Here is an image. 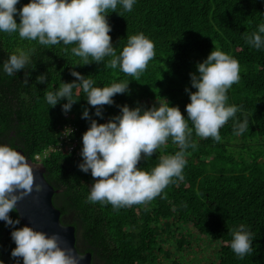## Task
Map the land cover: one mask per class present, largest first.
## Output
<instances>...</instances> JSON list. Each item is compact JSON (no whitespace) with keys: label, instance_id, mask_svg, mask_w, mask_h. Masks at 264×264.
Returning a JSON list of instances; mask_svg holds the SVG:
<instances>
[{"label":"trees","instance_id":"16d2710c","mask_svg":"<svg viewBox=\"0 0 264 264\" xmlns=\"http://www.w3.org/2000/svg\"><path fill=\"white\" fill-rule=\"evenodd\" d=\"M30 2L20 0L17 8ZM106 15L117 55L131 35L143 33L155 45V56L139 81L119 67L106 68L112 57L81 66L82 59L71 53L75 44L43 46L21 40L18 32H0V145L21 150L44 167L60 220L74 227L75 247L91 254V264H264V47L256 49L245 39V33L257 32L264 23V0H135L131 12L118 4L116 12L109 10ZM15 19L20 22L19 15ZM17 49L35 51L30 52L25 69L9 76L2 66ZM213 50L237 59L240 66L239 82L227 91L226 102L238 111L220 129V141L198 137L188 121L190 142L197 147L186 150L183 181L176 180L147 204L115 210L111 204L90 203L95 181L90 171L79 168L82 136L90 127L83 111L88 109L92 119L107 123L121 114L120 106L150 109L158 101H168L187 119L186 89L196 91L190 74ZM73 70L93 80L94 87L127 82L129 91L115 95L101 118L87 103L86 94L76 95L74 89L76 103L65 114L67 99L52 107L45 94L76 80ZM26 72L30 73L27 85ZM42 74L46 82L37 83ZM245 118L247 129L235 135L234 123ZM177 151L169 137L138 167L151 172L162 154ZM9 215L18 219L16 211ZM240 225L252 234V251L243 259L230 247L232 233ZM13 230L0 221V264H18L11 256L16 247Z\"/></svg>","mask_w":264,"mask_h":264},{"label":"clouds","instance_id":"9594fccd","mask_svg":"<svg viewBox=\"0 0 264 264\" xmlns=\"http://www.w3.org/2000/svg\"><path fill=\"white\" fill-rule=\"evenodd\" d=\"M20 0H0V32L17 33L21 40L38 41L43 46L73 45L71 53L82 59L81 66L92 62L102 63L105 57H112L106 68L116 69L139 81L149 62L155 56V45L143 33L127 38V45L119 55L112 44V31L106 13L116 12L118 4L124 11L131 12L135 0H31L21 9ZM122 16L121 13H118ZM19 15L20 22L15 17ZM264 23L257 32L245 33L249 45L256 49L264 47ZM17 49L3 63V72L15 75L30 63V52ZM65 51H68L65 48ZM91 57V61L89 60ZM239 62L221 50H213L202 63L197 64V72L191 73V87L186 89L190 103L186 106L187 119L179 107L169 106V102L158 101V106L150 109L120 106L121 114L107 123L92 119L88 109L83 111V119L90 120V127L82 136L81 171L91 172L93 180L88 195L90 203L111 204L115 210L136 204H147L159 196L176 180L183 181L186 165V150L196 148L190 142L192 129L202 139L209 137L219 142L220 129L235 117L238 108L227 105V91L239 82ZM76 78L71 83L63 82L55 92L47 91V103L55 107L67 99L63 112L67 114L73 104V90L76 95L82 91L87 103L96 109L95 115L103 117L105 105L114 104L113 97L129 91V83H113L108 87H94V81L73 70ZM30 73H25L23 83L28 84ZM47 76L37 77V83H45ZM79 81V82H77ZM248 127L247 118L233 125L235 135H241ZM169 137L179 151L174 155H161L159 164L151 172L141 170L138 165L145 157H152ZM40 191L36 184L34 167L20 151L9 145H0V221L6 222L14 230L11 239L16 247L11 256L23 260V264H79L72 249L61 247L59 234L48 235L29 226L16 228L20 219L13 220L10 213L17 209L19 201L33 191ZM251 232L244 225L233 231L230 247L243 259L252 251Z\"/></svg>","mask_w":264,"mask_h":264},{"label":"water","instance_id":"95a60500","mask_svg":"<svg viewBox=\"0 0 264 264\" xmlns=\"http://www.w3.org/2000/svg\"><path fill=\"white\" fill-rule=\"evenodd\" d=\"M18 151L23 154L21 150ZM29 163L34 167L36 184L41 186V190H34L29 196L18 202L15 211L20 222L23 226L43 231L49 236L59 234L61 247L72 249L79 259V264H91V254L89 252L82 254L75 247L74 227L64 225L60 220V211L52 202L55 191L45 178L44 167L30 160Z\"/></svg>","mask_w":264,"mask_h":264}]
</instances>
